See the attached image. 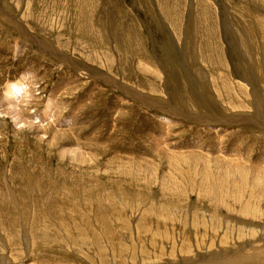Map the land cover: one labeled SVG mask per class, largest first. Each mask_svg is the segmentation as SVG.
Instances as JSON below:
<instances>
[{
    "label": "rangeland",
    "instance_id": "obj_1",
    "mask_svg": "<svg viewBox=\"0 0 264 264\" xmlns=\"http://www.w3.org/2000/svg\"><path fill=\"white\" fill-rule=\"evenodd\" d=\"M263 17L264 0H0V264H186L210 237L232 250L227 218L264 227ZM223 181L249 205L201 196ZM255 249L212 263L264 264Z\"/></svg>",
    "mask_w": 264,
    "mask_h": 264
},
{
    "label": "bare ground",
    "instance_id": "obj_2",
    "mask_svg": "<svg viewBox=\"0 0 264 264\" xmlns=\"http://www.w3.org/2000/svg\"><path fill=\"white\" fill-rule=\"evenodd\" d=\"M4 16H7V18L9 19V21L10 22H14L15 24H16V26L18 25V27L22 30L23 29V26H21V25H19V23L17 22V20L15 21L12 17H11V15H4ZM264 18V17H263ZM264 21V20H263ZM23 31V30H22ZM26 33V32H25ZM157 74V73H156ZM238 79H240V78H238ZM243 81V80H242ZM241 84V83H240ZM18 87H20V86H18ZM12 89V88H11ZM25 89H27V88H21V90L20 89H18V91L17 92H20L21 91V93H22V95L23 94H25ZM120 89V88H119ZM20 90V91H19ZM23 90V91H22ZM28 90V89H27ZM126 91H127V93L128 94H130L131 96H134L133 94V92H131V90H127V89H125ZM17 92L16 93H14V94H16L17 95ZM11 94H13V93H11ZM20 94V93H19ZM28 94V93H27ZM8 95H10V94H8ZM11 96V95H10ZM15 97H17V96H15ZM19 97H21V96H19ZM135 98H140L139 97V95H136V97ZM22 100V99H21ZM9 101H11V100H9ZM28 101V100H27ZM26 102V100L25 101H23V103H25ZM255 102H257L256 100H255ZM49 104V103H48ZM55 104V103H54ZM54 104L52 103V104H49V106H48V110H49V112H51L52 111V107L54 106ZM256 104V103H255ZM23 105V104H22ZM30 105V104H29ZM162 105V104H161ZM256 106V105H255ZM27 107V106H26ZM52 108V109H51ZM15 109V108H14ZM27 109V108H26ZM6 110V109H5ZM25 111V110H24ZM11 113V112H10ZM259 116H261V115H263L261 112H259V110L256 112ZM45 114H47V113H45ZM20 115V112L18 113V116ZM22 115V116H21ZM21 115L19 116V117H22L23 118V116H25V114H24V112H23V110H21ZM239 117V116H238ZM240 118V117H239ZM241 118H243L244 119V122L245 121H252L251 119L253 118V116L251 117V116H244V115H242V117ZM18 119H20V118H18ZM17 119V120H18ZM29 119H31L30 117H27V120H29ZM237 120V119H236ZM19 121V120H18ZM22 121V120H21ZM24 121V120H23ZM238 121H240L239 119H238ZM242 121V120H241ZM253 122H254V120H253ZM20 123V122H19ZM263 123V125H264V122H262ZM31 124V123H30ZM260 124H261V122H260ZM23 126H24V124H23ZM239 169V168H238ZM206 170V169H205ZM234 173V172H233ZM237 173V172H236ZM232 174V173H231ZM233 175V174H232ZM243 177V176H242ZM241 177V178H242ZM209 178V177H208ZM213 178V177H212ZM226 178V181H228L227 180V177H225ZM215 179V178H214ZM237 179V178H236ZM212 180V179H211ZM214 181V180H213ZM211 182V181H210ZM246 182V181H245ZM215 183H217V182H215ZM206 184H208V183H206ZM218 184V183H217ZM167 185V184H166ZM209 185V184H208ZM219 185L221 186V187H214V188H212L211 186H210V188H206L205 189V192H202L201 193V196H203V197H206L208 200L209 199H212V202L214 201V199H216L217 197H216V195H219L220 196V199H218V200H216L217 202H219V201H221L220 203L222 204L223 202H227L228 200L227 199H222V197H229V193H230V191H229V193L226 191V188L228 187L227 185H229V183L228 182H225V181H223V183H219ZM218 185V186H219ZM238 185V184H237ZM244 185V184H243ZM258 185V184H257ZM168 187V186H167ZM256 187V186H255ZM239 188V187H238ZM175 188H173V190H174ZM176 190H177V187H176ZM175 190V191H176ZM229 190V189H228ZM232 191H234V190H232ZM231 191V192H232ZM238 191V190H237ZM259 191V190H258ZM262 192V191H261ZM209 193H211L212 195H210ZM244 193V192H243ZM234 194V193H233ZM233 194H230V197L232 198V200H230L231 202L233 201L234 203H237L240 207H242L243 205L241 204L242 203V201L240 202L238 199H239V197L237 196V195H240L241 194V190L240 191H238V192H236L234 195ZM237 194V195H236ZM231 195H233V196H231ZM260 195V194H259ZM258 195V196H259ZM202 197V198H203ZM229 197V198H230ZM255 197H257V196H255ZM112 198V197H111ZM230 198V199H231ZM203 199H205V198H203ZM251 199V198H250ZM253 199H254V197H253ZM256 199H258L257 201L258 202H261L262 201V198H256ZM210 201V200H209ZM169 204H170V202H169ZM210 204V203H209ZM213 204V203H212ZM154 205V204H153ZM201 205V204H200ZM211 205V204H210ZM218 205H219V203H218ZM217 205V206H218ZM249 204H245L244 206H243V208L244 207H247ZM171 206H173V204L171 205ZM175 206V205H174ZM193 206V205H192ZM86 207V206H85ZM92 207H94V206H92ZM153 207V206H152ZM151 207V208H152ZM155 207V206H154ZM179 207V206H178ZM189 207V206H188ZM251 207V206H250ZM156 208V207H155ZM182 208V207H181ZM184 208V207H183ZM182 208V209H183ZM192 208V207H191ZM202 208V207H201ZM200 208V209H201ZM92 209V208H91ZM180 208H178V210H179ZM182 209H180V210H182ZM177 210V209H176ZM191 210V209H190ZM155 211V210H154ZM172 211H174L173 209H172ZM202 211V210H201ZM254 211V210H253ZM206 212V211H205ZM252 212V211H251ZM250 212V210H246V213H251ZM201 213V212H200ZM209 213V212H208ZM207 213V214H208ZM155 214V213H154ZM182 214V213H181ZM214 214V213H213ZM211 215V214H209L210 215V220H211V218H212V216H215V215ZM217 214V213H216ZM252 214L254 215V216H256V218H253L254 220H256V221H258V222H260L261 223V220L260 219H264V213H261V211H259V210H255L254 212H252ZM175 215V214H174ZM192 215V214H191ZM206 215V214H205ZM92 216V215H91ZM155 216V215H154ZM172 216V215H171ZM196 217H197V215H195ZM219 216V215H218ZM247 216V215H246ZM161 217V216H160ZM173 217V216H172ZM228 217H230V216H228ZM188 218V217H187ZM214 218V217H213ZM216 218V217H215ZM98 219H99V217H98ZM147 219V218H146ZM167 219V218H166ZM178 219V218H177ZM177 219H175L174 217H173V221L175 222ZM194 219V218H193ZM230 219H235V221L234 222H236V223H238L239 225H241L243 228H244V231H239L238 230V236L237 237H231V239H232V243H230L229 242V245H231L230 247H231V249L232 250H228L229 249V247L228 246H223V244H225V243H222V244H220V243H215L216 245H214V243L212 244V242H213V237H210V239L209 240H212V242L211 243H209V242H205L207 245L205 246H202L201 248H199L198 250H196V252H195V255H193V256H191V257H193V259H189L187 256H184V253L183 252H181V253H183V258L184 257H187L186 259H185V262H186V264H195V263H197V264H201L203 261H206V260H208L209 262H206V263H204V264H213L212 263V261H214V258H216L217 259V261H221V258H220V256L219 255H221V254H219L218 253V251H222V254H224L225 252H228V254H227V256H236V254L235 253H237V251L240 249L241 251H243V253H245V255L249 252H246V250L245 249H251V252H253L252 254H247V259H250V258H254V256H258V255H255V253H256V251H258L257 249H255V248H257V245L258 244H260V246H261V244L264 242V233H263V231H264V227H262V225L261 226H258V224L257 225H252V223H247V222H245V221H242V220H239L238 218H236V217H234V218H227V222H229V223H232V221H229ZM200 220V219H199ZM224 220V219H223ZM236 220H238V221H236ZM139 221H141V218L140 219H138V222ZM151 221H154V225H156L155 226V231H156V228L157 229H159V227H160V223L161 222H159V221H155V219H152V220H149L148 222H149V227L151 226ZM172 221V222H173ZM191 221V220H190ZM195 221H196V219H195ZM201 221H203V220H201ZM218 221V220H217ZM263 221V220H262ZM171 222V221H170ZM180 222V221H179ZM211 222V221H210ZM252 222H254V221H252ZM101 223V222H100ZM152 224V225H153ZM178 224V223H177ZM180 224V223H179ZM185 224V223H184ZM237 224V225H238ZM172 225H175V224H172ZM224 225V224H223ZM240 226V227H241ZM118 227V226H117ZM153 227V226H152ZM166 227V226H165ZM186 227V226H185ZM222 227V226H221ZM143 228V227H142ZM154 228V227H153ZM173 228V227H172ZM226 228V227H225ZM228 228V227H227ZM232 228V227H231ZM164 229H166V228H164ZM182 229V228H181ZM195 229V228H194ZM139 230H141V229H139ZM167 230V229H166ZM192 230H193V228H192ZM218 230V229H217ZM234 230V229H233ZM237 230V229H236ZM158 231V230H157ZM225 231H227V230H225ZM150 232V231H149ZM235 232V231H234ZM256 233H258L259 235L258 236H256ZM210 234H211V232H210ZM219 234V233H218ZM222 234H223V232H222ZM244 234L246 235L245 237H244ZM183 235V234H182ZM198 235V234H197ZM200 235V234H199ZM229 235V234H228ZM172 236H174V234L172 235ZM193 236V235H192ZM217 236V235H216ZM226 233H224L223 234V237H221L220 239H221V241H223L225 238H226ZM90 237V236H89ZM129 237V239H130V237L131 236H128ZM159 237V236H158ZM152 238V237H151ZM162 238V237H161ZM172 238V237H171ZM174 238V237H173ZM199 238H201L200 236H199ZM206 238V237H205ZM178 239V238H177ZM243 239H246V241H244L243 243H241V241H243ZM194 240H197V239H195L194 238ZM202 240V239H201ZM229 240V239H228ZM100 241V240H99ZM152 241V240H151ZM154 241V240H153ZM166 241V240H165ZM172 241V240H171ZM187 241H188V239H187ZM203 242H204V240H202ZM227 241V240H226ZM146 242V241H145ZM162 242V241H161ZM198 242V241H197ZM217 242V241H216ZM219 242V241H218ZM132 243V242H131ZM148 243V242H147ZM147 243H146V245H147ZM151 243V242H150ZM168 243V242H167ZM195 243H196V241H195ZM104 244V243H103ZM149 244V243H148ZM152 244V243H151ZM151 244H149V245H151ZM159 244V243H158ZM166 244V243H165ZM169 244V243H168ZM161 245V244H160ZM159 245V246H160ZM163 245V244H162ZM161 245V246H162ZM170 245H173V244H170ZM177 245V244H176ZM181 245V244H180ZM201 245V244H200ZM203 245V244H202ZM143 247V246H142ZM148 247H150L151 248V246H148ZM152 247H153V245H152ZM165 247V246H164ZM191 247H192V245H191ZM105 248V247H104ZM167 248H168V246H167ZM234 248H235V251L236 252H234ZM147 249H149V248H147ZM225 249H227L226 251H224ZM166 250V249H165ZM253 250V251H252ZM161 251V250H160ZM159 251V252H160ZM167 251V250H166ZM187 251V250H186ZM146 252V251H145ZM174 252H176V250L174 251ZM173 252V255L174 254H176V253H174ZM178 252H179V250H178ZM188 252V251H187ZM263 252V251H262ZM148 253H149V250H148ZM157 253V252H156ZM155 253V251L154 252H150V254H149V256H148V260H150V259H152V261L153 262H155L154 264H157V263H160L159 261H160V258L159 257H161L160 255L158 256L157 254ZM168 253V255L170 254L169 252H167ZM193 253V252H192ZM172 254V253H171ZM170 254V255H171ZM263 254V253H262ZM133 255V254H132ZM148 255V254H147ZM169 255V256H170ZM192 255V254H191ZM224 255H226V254H224ZM143 254H141V262H140V264H144L146 261H145V257L146 256H144ZM176 256V255H175ZM175 256H174V259H175ZM180 256V255H179ZM178 256V257H179ZM194 256H195V258L196 259H198V261L194 258ZM253 256V257H252ZM261 256V255H260ZM167 258V257H166ZM172 258V257H171ZM177 258V257H176ZM233 258V257H232ZM231 258V259H232ZM182 259V258H181ZM242 259V258H241ZM163 260V259H162ZM165 260V259H164ZM167 260H169V258L167 259ZM179 259H177V261H178ZM224 260H225V258H224ZM151 261V260H150ZM172 261V260H171ZM174 261V260H173ZM176 261V260H175ZM184 260L182 259L181 261H180V263L181 262H183ZM227 261V260H226ZM230 261V260H229ZM149 262V261H148ZM162 262V261H161ZM168 262V261H167ZM179 262V261H178ZM228 262V261H227ZM256 262V261H255ZM221 263V262H220ZM223 263H226V262H223ZM229 263V262H228ZM161 264V263H160ZM176 264V263H175Z\"/></svg>",
    "mask_w": 264,
    "mask_h": 264
}]
</instances>
